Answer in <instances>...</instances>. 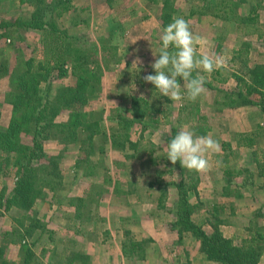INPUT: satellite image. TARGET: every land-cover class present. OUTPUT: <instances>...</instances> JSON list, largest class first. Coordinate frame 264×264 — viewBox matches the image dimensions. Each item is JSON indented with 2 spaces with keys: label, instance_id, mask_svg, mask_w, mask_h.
Here are the masks:
<instances>
[{
  "label": "rangeland",
  "instance_id": "obj_1",
  "mask_svg": "<svg viewBox=\"0 0 264 264\" xmlns=\"http://www.w3.org/2000/svg\"><path fill=\"white\" fill-rule=\"evenodd\" d=\"M24 1L0 0V66L8 70L0 78V130H6L12 118L13 106L8 103L13 87L11 75L22 73L26 62L37 69L51 56L43 31L8 26L30 20L36 7ZM53 1L45 0L48 4ZM155 1L70 0L69 9L61 17H56L54 10L50 13L49 19L65 33L67 41L92 54L91 68L100 66V90L83 110L100 122L103 132L118 127L120 116L138 120L132 117L134 108H143L145 102L147 111L140 124L134 123L128 131L121 128L133 143L126 145L125 152L106 146L104 154L93 156L96 151H89L78 141L67 143L61 135L45 141L46 153L57 157V177L51 188L43 187L44 195L28 213L7 207L6 199L16 185L19 171L14 155L0 152V228L4 234L11 233L1 240L6 249L2 261L19 262L20 243L24 242L19 236L21 227L33 224L26 219L29 214L37 228L31 235L25 234L24 239L32 246L39 264H218L206 260L195 237L180 235L172 228L178 190L166 185L182 178L187 184L198 179L188 199L196 206L192 219L203 229L206 225V232L212 233L213 223L222 221L238 227L229 228V239L240 244L250 238L248 229L264 227L262 216L245 219L250 201L264 199V192L249 187L261 178L257 165L264 162V112L255 106L223 105L225 92H237L249 81V61L234 59L240 34L236 16L225 6V10H219V5L213 14L207 13L200 0H170L168 13L162 14L163 0ZM161 16L165 17L164 25ZM173 17L184 18L194 37H199L195 45L198 57L218 55L224 62L221 73L219 67L211 72L202 68L193 72H199L206 81L204 93L195 102L186 95L180 101H171L143 79L155 74L151 65L157 57L153 52L159 55L163 29ZM238 23L241 34L251 32L249 22ZM209 25L206 34L215 38L202 43L200 33ZM169 51H175L174 47ZM256 57L264 61V52ZM56 64L57 58L52 62L56 69L49 80L53 95L59 88L76 83L70 63L65 65L68 72L64 76ZM178 80L183 86V79ZM252 98L259 100L256 94ZM69 115L70 111H62L57 121L67 122ZM173 128L177 133L187 128L197 136L211 135L219 142V152L205 154L210 164L208 171L198 173L186 168L181 176L176 164L167 159L165 138ZM22 140L31 145L32 135L25 134ZM241 169L248 173L242 175ZM223 178L226 182L228 179V184L222 189L219 185H224ZM222 196L225 203L234 205L233 212H219ZM214 204L218 211L213 210ZM141 226L145 230L142 229V239ZM153 228L152 238L146 232ZM135 242H140L142 249L132 255L131 245ZM260 264H264V255Z\"/></svg>",
  "mask_w": 264,
  "mask_h": 264
},
{
  "label": "trees",
  "instance_id": "obj_2",
  "mask_svg": "<svg viewBox=\"0 0 264 264\" xmlns=\"http://www.w3.org/2000/svg\"><path fill=\"white\" fill-rule=\"evenodd\" d=\"M24 2L33 3L36 7L30 20L17 21L8 26L43 31L51 56L37 69L32 63L26 62L25 70L22 73L11 75L13 87L8 103L13 106V113L9 127L6 130H0V152L13 154L19 171L16 185L9 198L6 199L7 207H16L28 213L44 195L43 187L51 188L55 182L54 177H57V157L46 153L45 141L51 140L53 135H61L67 143L78 141L83 147L85 144V148H89V151H96V153L93 152V156L97 153L104 154L106 146L125 152L126 145L133 143L129 133H121V128L122 131H128L134 123L140 124L146 115L147 108L145 107L148 103L145 102L143 107L145 109L134 108L132 117L138 120L133 121L132 118L120 116L117 118L118 127H112L111 132H103L100 122L95 121L92 114L83 110L100 90L102 79L101 71H98L100 66L91 68L92 54L67 41L65 33L60 32L57 24L49 19L50 13H53L52 10L56 12V17H61L69 9L70 0H55L49 4L45 0H25ZM162 5V14H167L170 0H163ZM164 19L165 17L161 18L163 25L166 22ZM78 40L80 41V39ZM56 58V66L62 76L68 72L65 70V65L71 64L72 76L76 79V83L72 86L59 88L53 95L49 80L56 69L52 66V62ZM6 74H8L7 67L0 66V78ZM43 84L47 86L42 88ZM253 94L259 96V100L253 99ZM225 98L226 102H223L225 107L255 106L264 112V64L253 65L250 68L249 81L244 83V88H239L237 92H225ZM65 110L70 111L67 122H58L57 118ZM120 125L122 126L120 127ZM172 130V133L165 138L167 147L177 134L175 128ZM25 134L32 135L31 145L23 142L22 136ZM87 164L93 168L90 162L87 161ZM176 167L181 172V176H184L186 168H183L179 161L176 163ZM243 173H248V171L244 170ZM260 173L264 174L263 166H261ZM197 182L198 179H191L187 184L186 180L182 178L178 182L166 185V187L174 186L178 190V200L173 211L176 220L172 228L177 230L180 235L188 233L195 237L201 244V252L209 261L218 264H260L264 255V227L256 229V231L248 229L251 233L250 238L240 244H235L221 231L220 226L224 224L222 221H219L218 224L213 223V232L210 234L194 222L192 216L196 206L190 203L188 194L190 191L195 192ZM163 195L165 196L166 192ZM258 215L264 218V213L259 212L254 217ZM26 219L33 224H29L27 228L23 225L24 229L21 227L19 236L24 242L20 243L19 262L2 261L6 249L2 246L1 240L10 236L11 233L4 234L0 228V262L2 264L40 263L32 246L24 239L25 234L31 235L37 225L29 214L26 215ZM131 246L130 253L132 255L142 249L140 242H135Z\"/></svg>",
  "mask_w": 264,
  "mask_h": 264
},
{
  "label": "clouds",
  "instance_id": "obj_3",
  "mask_svg": "<svg viewBox=\"0 0 264 264\" xmlns=\"http://www.w3.org/2000/svg\"><path fill=\"white\" fill-rule=\"evenodd\" d=\"M198 40L184 18L173 17L163 29L159 55L153 52L157 57L151 65L155 74L144 76V81L153 84L162 96L171 101H180L186 95L188 100L195 102L204 93L206 81L199 72L196 75L193 72L201 68L211 72L224 63L218 55L198 57L195 46ZM170 47L175 51H169ZM178 78L183 79V86ZM210 151H220L219 142L211 135L197 136L193 131L182 128L168 144L167 159L173 165L179 161L183 168L202 173L210 168L205 155Z\"/></svg>",
  "mask_w": 264,
  "mask_h": 264
},
{
  "label": "crops",
  "instance_id": "obj_4",
  "mask_svg": "<svg viewBox=\"0 0 264 264\" xmlns=\"http://www.w3.org/2000/svg\"><path fill=\"white\" fill-rule=\"evenodd\" d=\"M200 2H201V4L204 7L203 11H205L207 13H212L213 14L214 10H217L218 5H219V10H220V8L225 10V8H224V6H225V7H227L228 11H232L233 12L234 18L236 16V20L238 22H240V21H244V23L249 22L251 24V27H250L251 28V32L248 33V34H241V31H242L241 27L242 26H240L239 23L237 22V27L239 28L240 34L238 35V39H237V42H236V48H234L235 49L234 50V54H235L234 55V59L235 58L239 59V60L242 59L243 61H247L248 60L249 64H251L250 68H252L253 65H255L256 63H263L264 64V61L262 59L260 60V58H257V57L255 58V56L257 54H260L261 51L264 52V48H262V47H264V0H222L221 3H219L218 0L217 1L200 0ZM220 4L223 5V6H220ZM193 12L194 11H192V13ZM148 13H152V10H148ZM154 19H155V17L153 16L152 17L153 22H154ZM155 23H157L156 19H155ZM210 27H211L210 25L207 26L206 28L203 29L204 31L200 33L201 42L202 43L212 42L213 41L212 39L215 38V37L213 38V37H211V36L206 34V32L210 31ZM256 45H257V47H256ZM259 49L261 51H259ZM219 54H220V52H219ZM223 67L224 66H220L219 67V72L220 73L224 70ZM247 76L249 78V74L248 73H247ZM9 111L11 112L10 109H9ZM247 146L249 147L250 145H246V147ZM261 157H262V154H261ZM263 157H264V152H263ZM261 166L264 167V162L262 164L260 162L257 165V167L259 169L258 177H261V178L256 180V184L253 181L251 183V185H249V187H253L257 191L264 192V174L260 173L261 172ZM248 168H250V166H248ZM250 169H253V168L251 167ZM241 171H242L241 174L243 175L244 174L243 173L244 169H241ZM228 174H230V173H228ZM225 178H223V180L225 181L224 185L223 186L219 185V187H221L222 189L227 187V184H228V179H227V182H226ZM244 186H245L244 184H241V187H244ZM212 189H214V187ZM215 189H216V187H215ZM242 193L244 194V192H242ZM220 195L221 194H219V196ZM252 195H254V194H252ZM225 201L226 200H224L223 196H222V199H220V201H219V212L220 213H224L225 211L226 212H228V211L233 212L235 210L234 205L232 203H230V202L225 203ZM250 202L251 203L249 204V206H247V208H249V209H248V212H247V216L245 217L246 220L254 218V216L257 213H259L261 210H264V199H261V201H258L255 198V200H252ZM216 205L217 204L213 205V210L214 211H217V206L218 205L217 206ZM227 206H228L229 210H228ZM205 226L206 225H204V229H205ZM230 227H234V228L238 229V227H236V226H231V225H227V224H224V226L221 225V227H220L221 231L223 232V234H224V236L226 238H231V235H229V233H230V229L229 228ZM142 229H143V227L141 226V230ZM143 230H142V233H143ZM146 233H147L148 236H150L152 238L155 237L154 228H153V230H151L149 232H146ZM207 233L210 234L211 232L207 231ZM143 237H144V233H143V235H141L140 239H142ZM138 239L139 238H137V241H140V239L139 240ZM137 243H139V242H137ZM156 251H159L158 247H157ZM201 255H200V257H202ZM206 260H207V258H206ZM207 261L209 263L212 262V261H209V260H207ZM150 264H152L151 261H150ZM155 264H161V262H158V263H155Z\"/></svg>",
  "mask_w": 264,
  "mask_h": 264
}]
</instances>
